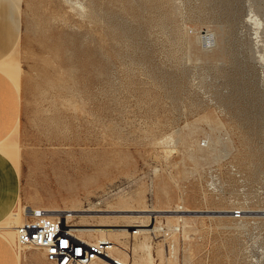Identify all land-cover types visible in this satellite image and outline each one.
Returning a JSON list of instances; mask_svg holds the SVG:
<instances>
[{"label": "rangeland", "instance_id": "1", "mask_svg": "<svg viewBox=\"0 0 264 264\" xmlns=\"http://www.w3.org/2000/svg\"><path fill=\"white\" fill-rule=\"evenodd\" d=\"M0 79L21 117L3 230L26 206L118 228L159 209L150 251L138 227L82 235L131 264H264V0H0ZM0 264L53 263L0 236Z\"/></svg>", "mask_w": 264, "mask_h": 264}, {"label": "built area", "instance_id": "2", "mask_svg": "<svg viewBox=\"0 0 264 264\" xmlns=\"http://www.w3.org/2000/svg\"><path fill=\"white\" fill-rule=\"evenodd\" d=\"M39 207L25 212L24 219L16 226V243L19 248L41 249L46 259L53 264H91L96 258L103 257L115 264H131L129 260H118L111 256L112 242L109 240L86 241L72 230V222L66 214L51 215ZM242 211H234L240 217ZM173 225L166 234L179 231Z\"/></svg>", "mask_w": 264, "mask_h": 264}, {"label": "bare ground", "instance_id": "3", "mask_svg": "<svg viewBox=\"0 0 264 264\" xmlns=\"http://www.w3.org/2000/svg\"><path fill=\"white\" fill-rule=\"evenodd\" d=\"M203 145H205V144H203ZM33 208L35 209V208H39V207L26 206V207H24V212H27L28 213ZM44 209H46V208H44ZM46 210H48L49 211L48 213L51 214V215H56V214L62 213V214H66L67 216H69V215H73V213H71V212H74V210H72V209L71 210H66V211H59L56 208L55 209H51V210H49V209H46ZM98 210H100V209H98ZM102 211H107V210H102ZM114 211L120 212V211H123V210L122 209H117V210H114ZM140 211H148L149 213L148 214H145V215L132 216V217H137L139 219L134 220L135 221L134 223H126V224H123V226H125V227H119V228L118 227H111V225H112L111 223L110 224H107V223L106 224H103V222H101L102 224H95V222H94V223H91V224H89V223H87V224H74L73 223L71 228H72V230L75 233H77L78 235H80L81 237H83L82 233H84V232H96V231H99V232L100 231L108 232V231H114V230H120L121 231V230H127V227L128 226L129 227H132V228L138 227L137 230L136 229H131V233H133V232L134 233H138L140 231L143 234L142 235L143 240H142V242L140 244V248H142L144 250H149L150 251L151 250V243H150L149 238L152 235H154L155 232H157L158 230H160L162 228L161 226H159L158 224L155 223V218L157 216H159L160 213H158V212H160V211H163L164 212L166 210L144 209V210H140ZM234 211H233V216H234ZM195 212H198V210L197 211H188L187 212V211H185V209H183V207H181L178 210H175V211L173 210V211H170V212H166L165 214H167V216H175V217H177L178 218V222H177L176 225H179L180 226V222H182V218L186 214L189 215V214H192V213H195ZM223 212H227V211L226 210H220L218 214H221ZM17 214L18 213L16 211H13V212L10 213L9 217H13L14 215H17ZM212 215H216V214H212ZM241 217H242V214H241L240 217H235V218H241ZM147 218H149L150 220L148 221ZM14 220H15L14 218L11 219V220H9L8 223H7V226L10 227L11 225H13L14 222H15ZM18 223H16L15 225H13V229L15 231V234H16V229L15 228L18 225ZM128 231H129V229H128ZM96 240H109L110 242H112L113 245H112L111 251H110L111 256L113 258H115V259L125 261V259H123V258H121V257H119V256H117V255L114 254V250L117 248V244L114 241H112L111 239H107L106 237H104L102 239H96ZM86 241H92V240H86ZM148 259H150V260H148ZM148 259H147L148 264H151L152 263L151 258H148ZM99 261H103V262H105V264L106 263H108V264H115L113 261H110V260L105 259L103 257L96 258L91 264H100L101 262H99Z\"/></svg>", "mask_w": 264, "mask_h": 264}, {"label": "crops", "instance_id": "4", "mask_svg": "<svg viewBox=\"0 0 264 264\" xmlns=\"http://www.w3.org/2000/svg\"><path fill=\"white\" fill-rule=\"evenodd\" d=\"M3 81L0 79V141L4 140L6 137L11 134H15L20 125L21 117L20 114H7V112L2 111V104L5 103V96L1 95L2 92ZM10 93V92H9ZM2 111V112H1ZM0 223H2V218L5 216L4 214L0 215ZM0 226V236L2 239L9 245H14L16 241V234L14 229L13 231H5ZM17 258H20L19 252H17Z\"/></svg>", "mask_w": 264, "mask_h": 264}, {"label": "water", "instance_id": "5", "mask_svg": "<svg viewBox=\"0 0 264 264\" xmlns=\"http://www.w3.org/2000/svg\"><path fill=\"white\" fill-rule=\"evenodd\" d=\"M206 212H208L209 214H218L219 213V211H206Z\"/></svg>", "mask_w": 264, "mask_h": 264}]
</instances>
